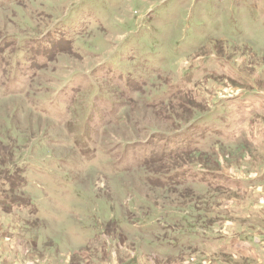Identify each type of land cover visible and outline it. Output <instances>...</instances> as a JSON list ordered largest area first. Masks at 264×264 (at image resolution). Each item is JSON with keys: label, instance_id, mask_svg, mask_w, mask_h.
Listing matches in <instances>:
<instances>
[{"label": "rangeland", "instance_id": "obj_1", "mask_svg": "<svg viewBox=\"0 0 264 264\" xmlns=\"http://www.w3.org/2000/svg\"><path fill=\"white\" fill-rule=\"evenodd\" d=\"M207 174H264V0H0V264H200Z\"/></svg>", "mask_w": 264, "mask_h": 264}, {"label": "crops", "instance_id": "obj_2", "mask_svg": "<svg viewBox=\"0 0 264 264\" xmlns=\"http://www.w3.org/2000/svg\"><path fill=\"white\" fill-rule=\"evenodd\" d=\"M262 181L264 174L253 180H240L231 188L222 183L209 186V189L237 191L241 184L248 187L250 197L245 204L233 202L228 206L231 218H223L216 222L215 238L208 242L203 240L206 247H214L215 252L209 255L204 250L198 251L199 255H202L199 259L200 264H229L220 261L219 256H229L245 264H264V189L257 193L255 190L257 182ZM206 184L209 185L208 182ZM186 264H193V261Z\"/></svg>", "mask_w": 264, "mask_h": 264}, {"label": "trees", "instance_id": "obj_3", "mask_svg": "<svg viewBox=\"0 0 264 264\" xmlns=\"http://www.w3.org/2000/svg\"><path fill=\"white\" fill-rule=\"evenodd\" d=\"M150 154V152H149V150L147 149V151H146V155H145V157L143 158V161L141 162V163H143V164H146V163H148V161H149V159H150V157H151V155H149ZM174 175H172V176H169V178L170 177H173ZM207 177L208 178H210V180L211 181H207L208 182V184H209V186L210 187H212V185H213V183H215L214 182V180H216V181H218V179L219 180H222L221 182L219 181L218 183H222V184H225L224 186H226L229 182H227V181H224L225 179L223 178V177H220V176H217V175H209V174H207ZM168 178V177H167ZM180 178H182V176H180V177H177V181L180 179ZM175 180V181H176ZM168 182H169V184L170 183H172V182H170L171 180L169 179V180H167ZM176 181V182H177ZM211 182H213L212 184H211ZM226 182V183H225ZM175 182H173V184H174ZM217 183V182H216ZM218 185V184H217ZM216 185V186H217ZM214 186V185H213Z\"/></svg>", "mask_w": 264, "mask_h": 264}]
</instances>
